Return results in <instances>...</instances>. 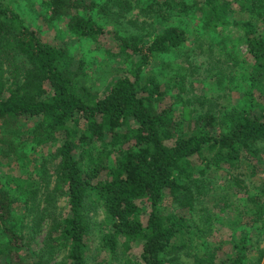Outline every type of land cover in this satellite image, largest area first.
Instances as JSON below:
<instances>
[{"label": "trees", "instance_id": "obj_1", "mask_svg": "<svg viewBox=\"0 0 264 264\" xmlns=\"http://www.w3.org/2000/svg\"><path fill=\"white\" fill-rule=\"evenodd\" d=\"M44 5L51 20L67 19L72 35L98 46L108 42L127 68L103 97H86L68 47L46 43L22 13L0 0V169L13 171L0 175V264H87L89 208L106 214L109 230L101 248L111 257L137 245L140 264L176 263L192 247L184 212L204 194L199 184L207 171L245 163L262 170L264 102L180 119L179 80L162 82L152 67L184 46L183 28L166 27L145 40L100 24L124 18L131 10L127 0ZM196 7L213 32L240 26L254 63L252 81L264 87V0H143L141 12L167 22L172 13L192 18ZM47 146L56 147L53 174L49 162L36 165L38 150ZM262 195L253 200L257 224L264 222V190ZM63 197L65 216L57 214ZM166 201L175 212H167ZM27 213L35 218V232L46 223L39 251L22 235ZM248 241L245 234L231 244V253L206 251L194 264H247ZM61 253L65 258L57 262Z\"/></svg>", "mask_w": 264, "mask_h": 264}, {"label": "rangeland", "instance_id": "obj_2", "mask_svg": "<svg viewBox=\"0 0 264 264\" xmlns=\"http://www.w3.org/2000/svg\"><path fill=\"white\" fill-rule=\"evenodd\" d=\"M6 1L22 13L27 24L46 43L68 47L74 60L73 69L79 88L87 89L86 97H103L110 84L125 74L127 65L113 57L108 42L103 41L106 45L98 46L72 35L67 27V19H50L45 0ZM127 1L131 4V10L124 18L100 24L105 25L107 30H115L123 35L145 36V40H152L170 26L186 31L184 46L158 59L152 67L162 82L173 76L179 80L181 89L175 93L180 96L175 101L180 119L192 121L209 110L223 111L240 104L247 106L252 100L256 104L264 102V87L260 88L252 81L254 63L243 41L240 26L231 24L213 32L206 25L205 14L198 7L192 18L172 13L168 15L167 22L153 20L141 12L143 0ZM55 154L54 146L38 150L36 165L40 168L42 163L49 162L52 165L50 173L53 174L59 162L52 157ZM261 169L255 172L245 163L236 170L212 167L207 171L205 179L199 184L204 194L192 211L184 212L193 232L192 247L182 253L174 264H194L195 257L217 248H221L222 253H231V244L240 241L245 234L252 247L247 264H264V222L254 223L256 201L263 198L264 164ZM11 172L0 169V175ZM255 198L257 200L254 202ZM164 206L168 208L167 212L176 210L169 201ZM58 213L64 216L68 213L64 197L57 203ZM87 214L91 223L87 264H140L141 250L137 245L128 253L120 250L116 258L102 249V237L109 230L106 214L101 208H89ZM34 219L29 213L23 217L22 235L31 250L39 251L44 245L46 223L43 222L39 231L35 232ZM56 258L57 262L63 261L65 253Z\"/></svg>", "mask_w": 264, "mask_h": 264}]
</instances>
